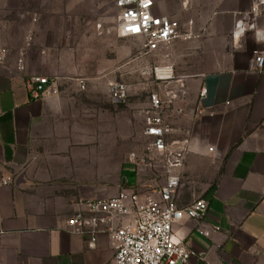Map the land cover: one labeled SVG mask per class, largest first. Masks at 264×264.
I'll return each mask as SVG.
<instances>
[{
	"label": "crops",
	"instance_id": "1",
	"mask_svg": "<svg viewBox=\"0 0 264 264\" xmlns=\"http://www.w3.org/2000/svg\"><path fill=\"white\" fill-rule=\"evenodd\" d=\"M154 2L155 15L196 35L139 55L173 67L175 80L156 91L163 100L178 81L186 88L184 97L162 109L172 128L169 140L190 143L176 202L184 208L205 200L208 213L203 221L183 219L175 235L196 253L188 264H264V70H250L253 51L264 49V10L255 29L233 38L237 17L251 10L253 0ZM108 3L118 12L115 0ZM49 5V23H65L67 6ZM5 23L0 19L9 47L0 64V264H111L115 249L106 229L128 218L100 226L93 245V230L69 221L90 217L82 203L122 190L157 196L164 174L131 161L147 146H131L132 119L119 114L126 102L114 104L100 82L58 67L63 50L10 48ZM21 58L24 72L17 70ZM29 76L57 77L59 93L31 100ZM145 105L138 133L147 143L150 97ZM121 137L129 145H120ZM211 227L218 230L209 238L197 232Z\"/></svg>",
	"mask_w": 264,
	"mask_h": 264
},
{
	"label": "built area",
	"instance_id": "2",
	"mask_svg": "<svg viewBox=\"0 0 264 264\" xmlns=\"http://www.w3.org/2000/svg\"><path fill=\"white\" fill-rule=\"evenodd\" d=\"M115 6L118 10L117 35L120 38L142 40L145 53L155 52L177 40L196 37L191 31L183 29L179 21L155 15L154 0H115ZM263 10L264 0H253L251 10L237 17L233 38L242 36L248 29H255L258 19L263 16ZM187 25L193 27V21L190 20ZM1 36L0 27V64H4L9 50ZM17 70L25 71L22 58L17 63ZM250 70L258 73L264 70V49L253 51ZM153 75L155 82L159 84L175 80L173 67L169 65L154 66ZM58 80L57 77L29 76L25 81L29 98L42 100L56 96L59 93ZM79 83L84 90V82ZM178 83L177 89L167 92L165 100L156 92L150 95L151 109L145 119L144 132L149 138L146 153L142 156L135 153L131 155V161L137 166L153 168L164 174L165 183L158 195H141L139 191L122 190L114 198L82 203L90 217L78 214L69 221V225L77 229L91 228L93 245L100 226L120 218H128L120 227L106 229L115 249L111 264H188L196 256L193 250L176 237L175 226L185 218L203 221L208 213V203L205 200H195L184 208L178 206L176 196L181 181L180 172L190 151V143L188 140H169L172 128L162 117L164 106H169L186 95L184 84L181 81ZM201 94L205 95V90ZM109 99L116 105L125 103L128 99L127 86L120 81L111 83ZM210 151L214 152V148H210ZM3 184L7 185L8 182L4 181ZM217 230L216 227L207 230L198 228L197 232L209 238Z\"/></svg>",
	"mask_w": 264,
	"mask_h": 264
},
{
	"label": "rangeland",
	"instance_id": "3",
	"mask_svg": "<svg viewBox=\"0 0 264 264\" xmlns=\"http://www.w3.org/2000/svg\"><path fill=\"white\" fill-rule=\"evenodd\" d=\"M56 1L68 8L61 15L67 18L63 24L49 23L47 8ZM117 14L108 0H0V19L6 22L10 48L63 50V56L57 57L58 67L61 64L74 71L76 78L100 82L108 97L111 83L120 81L127 86L128 99L119 114L132 119L131 146L135 149L148 145L139 137V122L145 103L160 84L153 75L155 57L139 59L144 54L142 40L117 35ZM119 144L129 142L121 137ZM122 156L117 152V160Z\"/></svg>",
	"mask_w": 264,
	"mask_h": 264
}]
</instances>
